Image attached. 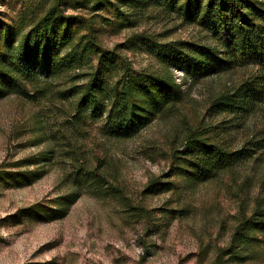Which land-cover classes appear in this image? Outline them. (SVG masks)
Instances as JSON below:
<instances>
[{"label": "rangeland", "instance_id": "obj_1", "mask_svg": "<svg viewBox=\"0 0 264 264\" xmlns=\"http://www.w3.org/2000/svg\"><path fill=\"white\" fill-rule=\"evenodd\" d=\"M120 4L136 15L134 27L104 25L98 17L115 20L111 9L94 15L69 4L65 10L95 16L99 42L108 49L141 33L165 42H213L198 25L155 8ZM51 5L52 0H0V17L26 27ZM120 52L137 70L165 71L140 45ZM244 74L238 69L184 84L182 73L174 71L185 101L124 141L103 138L98 125L68 124L73 102L15 95L0 100V264H264V243L255 242V234L248 243L234 239L241 224L264 209V155L201 184L171 173V154L183 133L203 119L220 120L209 117L210 99ZM82 153L108 181L101 195L74 182L73 160ZM155 180L170 182L171 190L154 189ZM72 194L78 197L69 205L65 198ZM67 206L66 216L53 217ZM39 208L40 215L33 211Z\"/></svg>", "mask_w": 264, "mask_h": 264}, {"label": "trees", "instance_id": "obj_2", "mask_svg": "<svg viewBox=\"0 0 264 264\" xmlns=\"http://www.w3.org/2000/svg\"><path fill=\"white\" fill-rule=\"evenodd\" d=\"M52 0L51 7L30 25L10 24L0 17V100L15 95L28 100L57 98L73 102L68 124L98 125L106 139L135 138L159 116L186 99V80H207L242 69L236 84L216 93L203 119L183 133L171 154V173L187 182L206 183L264 155V0ZM160 10L185 24L198 25L212 43L171 40L141 33L126 44L108 49L99 42L96 17L66 14V6L94 13L113 10L104 25L134 27L135 14L118 4ZM120 4V5H121ZM118 24H117V23ZM116 23V24H115ZM141 49L155 58L163 73L137 70L120 48ZM174 71L182 73L184 84ZM55 87V88H54ZM54 88V89H53ZM239 135H243L240 139ZM47 157V156H46ZM49 160V158H48ZM86 155L73 160L74 182L93 195L108 185L101 166H89ZM171 183L151 186L170 191ZM70 195L69 205L77 199ZM67 203V204H68ZM37 209V208H35ZM40 210H33L38 215ZM62 218L68 206L54 211ZM45 219V218H43ZM264 243V209L258 208L237 229L234 239ZM260 235L261 238L257 237ZM238 257V254H234Z\"/></svg>", "mask_w": 264, "mask_h": 264}]
</instances>
